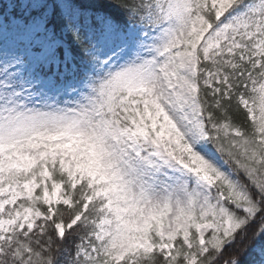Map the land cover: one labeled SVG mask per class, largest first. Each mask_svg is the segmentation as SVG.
Returning a JSON list of instances; mask_svg holds the SVG:
<instances>
[{
	"label": "snow or ice",
	"instance_id": "1",
	"mask_svg": "<svg viewBox=\"0 0 264 264\" xmlns=\"http://www.w3.org/2000/svg\"><path fill=\"white\" fill-rule=\"evenodd\" d=\"M0 264H264V0H0Z\"/></svg>",
	"mask_w": 264,
	"mask_h": 264
}]
</instances>
